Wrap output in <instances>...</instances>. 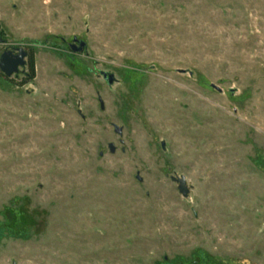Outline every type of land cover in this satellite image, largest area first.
<instances>
[{
  "label": "rangeland",
  "instance_id": "1",
  "mask_svg": "<svg viewBox=\"0 0 264 264\" xmlns=\"http://www.w3.org/2000/svg\"><path fill=\"white\" fill-rule=\"evenodd\" d=\"M0 41V264H264V0H0Z\"/></svg>",
  "mask_w": 264,
  "mask_h": 264
},
{
  "label": "water",
  "instance_id": "2",
  "mask_svg": "<svg viewBox=\"0 0 264 264\" xmlns=\"http://www.w3.org/2000/svg\"><path fill=\"white\" fill-rule=\"evenodd\" d=\"M85 43L81 42L79 47H76L74 44L72 46V50L74 52H80L84 49ZM28 51L24 48H18L16 52L14 50H6L0 55V72L3 73L6 77L11 78L13 75L18 74L20 68H23L27 65ZM104 78L106 79L109 85H113L115 83V78L112 74L102 73ZM217 91L222 92V90L212 85ZM101 108L104 109V103L102 99H99ZM115 131L121 135L122 129L117 125H114ZM109 149L111 152H115L116 147L114 144L109 145ZM172 181L178 184V191L184 196L188 197L190 194V189L188 188L186 178L184 176L181 177H172Z\"/></svg>",
  "mask_w": 264,
  "mask_h": 264
},
{
  "label": "trees",
  "instance_id": "3",
  "mask_svg": "<svg viewBox=\"0 0 264 264\" xmlns=\"http://www.w3.org/2000/svg\"><path fill=\"white\" fill-rule=\"evenodd\" d=\"M27 64L29 67V73L26 76V78L22 81L21 86H24V85L32 82L36 77L35 57H34L33 52L28 53V63Z\"/></svg>",
  "mask_w": 264,
  "mask_h": 264
},
{
  "label": "flooded vegetation",
  "instance_id": "4",
  "mask_svg": "<svg viewBox=\"0 0 264 264\" xmlns=\"http://www.w3.org/2000/svg\"><path fill=\"white\" fill-rule=\"evenodd\" d=\"M73 45H74V44H71V45H70L71 50H72V46H73ZM75 45H76V44H75ZM76 47H79V46L76 45ZM72 51H73V50H72ZM28 53H29V52H28Z\"/></svg>",
  "mask_w": 264,
  "mask_h": 264
}]
</instances>
